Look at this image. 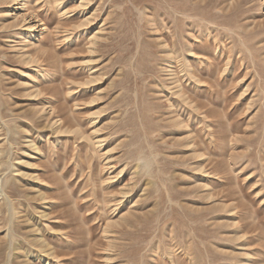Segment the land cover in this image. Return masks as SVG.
Masks as SVG:
<instances>
[{
  "label": "rangeland",
  "instance_id": "obj_1",
  "mask_svg": "<svg viewBox=\"0 0 264 264\" xmlns=\"http://www.w3.org/2000/svg\"><path fill=\"white\" fill-rule=\"evenodd\" d=\"M0 264H264V0H0Z\"/></svg>",
  "mask_w": 264,
  "mask_h": 264
}]
</instances>
